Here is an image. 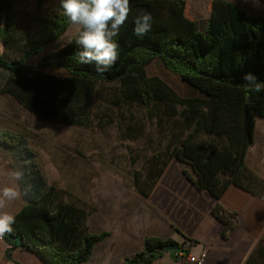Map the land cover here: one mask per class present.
Listing matches in <instances>:
<instances>
[{
  "label": "trees",
  "instance_id": "trees-1",
  "mask_svg": "<svg viewBox=\"0 0 264 264\" xmlns=\"http://www.w3.org/2000/svg\"><path fill=\"white\" fill-rule=\"evenodd\" d=\"M13 1L0 0V43L23 42L24 50L15 60L0 54V68L7 72L0 93L43 120L89 127L96 82L118 81L122 96L129 101L146 108L159 104L172 116L188 121L189 128L172 152L190 167L193 176L184 174L196 190L218 199L230 185H236L264 200V179L245 163L256 118L264 119V89L257 93L243 79L252 73L264 84V15L248 14L228 0H212L201 30L187 17L185 0H130L131 12L114 38L118 59L108 71L98 73L94 64H81L74 55L79 50L78 31L36 64H27L28 57L58 39L71 22L56 0L53 12L37 18L35 31L21 35ZM141 11L151 13V30L138 38L134 19ZM155 58L201 95L179 96L160 77L146 75L145 66ZM51 68L67 74L57 76L47 71ZM0 144L21 159L18 185L25 200L13 215L12 234L3 239L4 256L19 264L12 260V250L28 248L48 264L87 262L94 245L109 233L82 230L71 207L57 198L56 187L46 184L34 163H26L25 158L32 156L20 134L0 131ZM211 213L224 224V232L232 228L234 212L217 203ZM169 243L176 241L148 236L143 249L122 264H155Z\"/></svg>",
  "mask_w": 264,
  "mask_h": 264
},
{
  "label": "rangeland",
  "instance_id": "rangeland-1",
  "mask_svg": "<svg viewBox=\"0 0 264 264\" xmlns=\"http://www.w3.org/2000/svg\"><path fill=\"white\" fill-rule=\"evenodd\" d=\"M228 1L244 8L248 14L264 15L262 0ZM56 2L14 0L18 32L32 34L37 18L53 12ZM185 2L187 17L203 30L212 0ZM77 31L78 26L70 24L58 39L28 57L26 63L36 64L45 53L64 44ZM0 45L3 46L0 54L8 59H17L24 50L23 42ZM47 71L60 77L67 74L59 68ZM145 72L148 76L160 77L179 96L201 95L165 68L158 58L145 66ZM6 77L7 72L0 68V85ZM90 118L89 127L46 121L10 95L0 93V131L23 137L32 156L31 160L25 158L26 163H34L46 184L56 187L57 198L71 207L75 217L86 218L88 227L82 230L110 234L120 228L123 232L128 230L121 223H133L139 236L145 232L146 223L156 236L168 238L172 233L175 241L184 240L176 232L179 225L186 226L187 220L192 221L200 196L184 174L185 171L193 176L190 167L180 163L172 149L189 128L188 121L172 116L159 104L146 108L129 101L122 96L118 81L96 82ZM255 125L258 132L264 126V119L257 117ZM20 161L15 152L0 144V178L20 192L18 200L22 199L23 191L14 173L18 172ZM205 207L199 201L198 209L203 211ZM185 240L189 242L190 235ZM99 250L96 246L95 252Z\"/></svg>",
  "mask_w": 264,
  "mask_h": 264
},
{
  "label": "crops",
  "instance_id": "crops-1",
  "mask_svg": "<svg viewBox=\"0 0 264 264\" xmlns=\"http://www.w3.org/2000/svg\"><path fill=\"white\" fill-rule=\"evenodd\" d=\"M245 163L264 179V126L257 132L255 125L253 143L248 147ZM5 187L11 186L5 179L0 178V190ZM197 192L200 199L196 201L192 221L187 220L186 226L182 227L178 224V232L175 231L184 238L176 241L179 247L176 250L201 257L202 264H264V200L236 185H230L218 199L205 190ZM199 201L206 205L203 211L198 209ZM217 203L235 213L233 226L226 232L224 224L211 213V208ZM24 204L23 197L8 201L0 209V214L15 215ZM77 222L81 228L88 227L86 218ZM121 226H126L128 230L123 232L120 228L119 231H110L109 236L94 245L90 259L81 264H122L125 258L143 249L146 237H159L152 233L151 225L146 223L143 227L145 232L139 236L134 231L133 223H121ZM87 231L101 232L89 229ZM170 235L168 238H174L172 233ZM184 235H190L191 242H187V236ZM96 246L100 248L98 252H95ZM5 248L4 240L0 241V264H13L4 256ZM165 252L155 264H178L174 251ZM11 258L19 264H48L28 248L13 249Z\"/></svg>",
  "mask_w": 264,
  "mask_h": 264
},
{
  "label": "clouds",
  "instance_id": "clouds-1",
  "mask_svg": "<svg viewBox=\"0 0 264 264\" xmlns=\"http://www.w3.org/2000/svg\"><path fill=\"white\" fill-rule=\"evenodd\" d=\"M64 15L72 25L78 26L76 44L79 50V63L95 65L98 73L108 71L118 59V44L115 37L125 24L131 12L130 0H60ZM151 13L139 12L134 19V34L141 38L151 30ZM3 46L0 45V52ZM249 89L259 93L264 84L256 76L247 73L243 77ZM16 180L22 178L21 172L14 173ZM20 192L15 188L5 187L0 190V209L8 201L18 199ZM15 217L8 213L0 214V241L6 234H12Z\"/></svg>",
  "mask_w": 264,
  "mask_h": 264
},
{
  "label": "built area",
  "instance_id": "built-area-1",
  "mask_svg": "<svg viewBox=\"0 0 264 264\" xmlns=\"http://www.w3.org/2000/svg\"><path fill=\"white\" fill-rule=\"evenodd\" d=\"M174 257L178 264H202V258L183 251L174 250Z\"/></svg>",
  "mask_w": 264,
  "mask_h": 264
},
{
  "label": "water",
  "instance_id": "water-1",
  "mask_svg": "<svg viewBox=\"0 0 264 264\" xmlns=\"http://www.w3.org/2000/svg\"><path fill=\"white\" fill-rule=\"evenodd\" d=\"M177 248H178V244L177 243H169V244L165 245L164 250L165 251H174Z\"/></svg>",
  "mask_w": 264,
  "mask_h": 264
}]
</instances>
